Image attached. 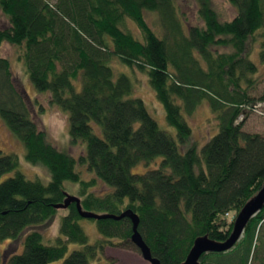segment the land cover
<instances>
[{
	"label": "trees",
	"instance_id": "obj_1",
	"mask_svg": "<svg viewBox=\"0 0 264 264\" xmlns=\"http://www.w3.org/2000/svg\"><path fill=\"white\" fill-rule=\"evenodd\" d=\"M195 1L204 25L186 30L175 0H0L8 21L0 49L8 43L20 50L37 93L50 94L49 104L68 114L71 143L85 146L76 160L48 142L0 53V119L25 148L26 161L50 178L47 185L26 179L18 157L0 151V241L22 246L0 252V264H93L106 247L138 251L129 218L89 220L102 237L91 244L75 203L60 218V237L45 241L35 229L54 222L55 206L70 195L65 183L77 185L85 211L136 213L141 238L162 264L185 261L200 236L230 237L235 217L264 183V137L243 131L245 112L255 105L249 92L257 65L248 49L264 38V0H228L236 11L230 21L220 20L210 0ZM147 13L159 16L162 37ZM223 47L232 52L214 50ZM115 60L146 74L177 140L133 98V81L116 73ZM204 101L219 131L200 150L182 153L192 135L184 116ZM143 165V174L134 172ZM79 166L93 175L90 181ZM98 183L107 191L96 194ZM243 234L232 251L204 254L200 264H264V207ZM72 244L80 248L69 255Z\"/></svg>",
	"mask_w": 264,
	"mask_h": 264
},
{
	"label": "rangeland",
	"instance_id": "obj_2",
	"mask_svg": "<svg viewBox=\"0 0 264 264\" xmlns=\"http://www.w3.org/2000/svg\"><path fill=\"white\" fill-rule=\"evenodd\" d=\"M55 1V0H49ZM212 7L219 14L220 20L230 21L236 15V11L230 5L228 0H210ZM177 3L178 13H180L182 24H184L186 30L192 26L201 27L204 25L199 17V6L195 0H175ZM147 24L150 25L152 30L161 37L163 36V28L160 25L159 16L153 13H147L146 15ZM8 26V21L6 17L0 10V29L6 28ZM128 28L135 34V36H140V32L137 26L133 22H127ZM218 54L231 53L230 48H215ZM264 51V38L257 37L255 42L252 43L248 49L249 59L252 63L257 65L256 75L252 78L254 88L250 90V95L255 99V105L253 107L247 108L244 128L245 133L257 134L264 137V61L261 59V53ZM0 53L6 58L9 63H11V70L14 74V81L18 89L21 92H26V101L29 105L30 114L32 115L33 121L38 126L39 130L42 131L45 136H47L48 142L53 146L58 148L70 156L74 157L76 160L79 159L81 155L84 154L85 146L81 143L73 145L71 143V137L69 135V122L68 114H65L58 107H54L49 104L50 94L37 93L33 83H31L29 76L25 73L24 64L19 62V56L21 55L20 50L8 43H4L1 46ZM113 69L116 73L125 74L127 77L132 79L134 84L133 98L141 99L144 101L146 109L155 121H157L160 129L167 131L172 134L173 138L176 139V131L169 127L167 120L165 118V110L163 106L156 99V95L153 89L149 86V80L146 74L138 71L137 69H132L126 67L119 63V60L113 61ZM243 117V116H242ZM189 127L192 130V135L190 141L181 146L180 150L182 153L191 146H197L200 150L208 141L213 138L219 131L217 127V121L214 115L211 113L208 107L207 101H204L198 109L194 112L192 116L185 115ZM244 119L241 118L240 121ZM178 142V141H177ZM0 151L6 154L16 155L20 162V172L25 176L26 179L36 181L40 179L45 185L50 181L49 174L40 167H34L30 165L25 158V148L16 137H13L8 128L2 123L0 119ZM159 164L151 165L149 168L154 169L155 166ZM79 171H81L82 177L87 181L93 178V175L87 172L85 167L79 166ZM147 166H139L135 168L134 172L143 174L147 170ZM65 187L70 189V194L78 197L79 188L77 185L65 183ZM106 187L102 186L100 183L95 188L96 194H102L106 192ZM66 210H59L58 215L47 225L40 226V228H32L42 232L45 241H52L57 237H60V218L65 215ZM231 219V217H229ZM81 226L86 230L89 236V241L91 244L96 243L102 239L99 231L97 230L96 224L89 220H83ZM19 243L16 244L13 241H0V252L6 254L13 253L18 250ZM22 247V246H21ZM19 248L18 252L22 249ZM80 247L76 244L69 245V255L73 250H77ZM103 259L100 262H94L93 264H108L113 261V264H150L146 262L139 251L123 250L119 247H106ZM52 264H62L61 262H54Z\"/></svg>",
	"mask_w": 264,
	"mask_h": 264
},
{
	"label": "water",
	"instance_id": "obj_3",
	"mask_svg": "<svg viewBox=\"0 0 264 264\" xmlns=\"http://www.w3.org/2000/svg\"><path fill=\"white\" fill-rule=\"evenodd\" d=\"M65 201L55 206L56 210H66L70 206V204L75 203L76 209H78L79 215L83 219L92 220L95 219L97 221L103 219H112L121 221L124 218H129L132 222L133 233L131 236V240L136 249L140 252L142 258L150 264H162L159 259H156L152 256L151 249L145 244L143 238L138 231V225L140 222V218L136 213H133L131 210H125L120 215H108L103 214L99 215L94 212H88L82 209L81 201L79 198L73 195H67L65 197ZM264 207V183L261 186L260 191L251 197L249 201L242 207L239 214L235 217L233 221V229L231 231L230 237L225 241H214L209 239L208 236H200L198 237L192 244V248L188 253L186 260L180 264H200L201 256L204 254L217 253L222 254L226 252L232 251V249L236 246V244L242 239L243 232L249 222L255 217L262 208Z\"/></svg>",
	"mask_w": 264,
	"mask_h": 264
}]
</instances>
